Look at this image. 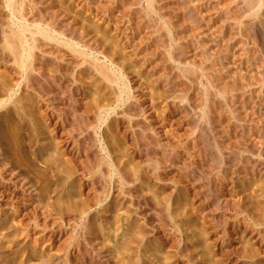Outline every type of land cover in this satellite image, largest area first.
Instances as JSON below:
<instances>
[{"label":"rangeland","instance_id":"374dc122","mask_svg":"<svg viewBox=\"0 0 264 264\" xmlns=\"http://www.w3.org/2000/svg\"><path fill=\"white\" fill-rule=\"evenodd\" d=\"M7 4L0 264H264V0Z\"/></svg>","mask_w":264,"mask_h":264},{"label":"bare ground","instance_id":"6f19581e","mask_svg":"<svg viewBox=\"0 0 264 264\" xmlns=\"http://www.w3.org/2000/svg\"><path fill=\"white\" fill-rule=\"evenodd\" d=\"M22 2H23V0H8V4H7L8 6L7 7L12 8L14 16H15V11L19 12L21 15L23 14L22 13V8H23ZM12 20H14V19H12ZM26 21H28V20H26ZM35 25L37 26V30H38L37 32H40L42 34V36H44V37H48V36L50 37V33L48 35V32L46 31V29H44V30L41 29L40 24H35ZM17 27H18L17 28L18 30L17 31L15 30L16 32L11 31L13 34H8L7 31L6 32L4 31L3 36L1 38L3 41L2 44H4V46H3L4 50L3 49L2 50H3V53H5V49H6V51L8 52V54L11 57V59L13 60V62L18 65L19 69L22 70L23 73H26V76H27L26 81L30 82L28 75H30L29 73H30L31 68H32V60H33L34 54L32 52L33 46L31 44V42L29 41L27 32L31 35H34V32L32 31L33 29L32 30L30 29L29 25L23 24V22H18ZM53 32H54V29H53ZM35 42H36V38L33 37V39H32L33 45H35ZM75 46H76V44H75ZM121 75H122V72H121ZM110 78H111V75H110ZM8 91H9L8 97L11 99V97L14 93V89L11 87L8 89ZM7 100L0 101V108L5 106V103Z\"/></svg>","mask_w":264,"mask_h":264}]
</instances>
